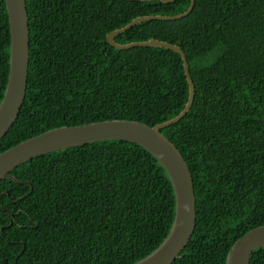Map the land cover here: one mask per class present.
<instances>
[{
    "label": "trees",
    "instance_id": "16d2710c",
    "mask_svg": "<svg viewBox=\"0 0 264 264\" xmlns=\"http://www.w3.org/2000/svg\"><path fill=\"white\" fill-rule=\"evenodd\" d=\"M26 1L27 90L0 153L59 126L156 125L185 108L189 82L178 52L118 49L107 34L140 15L183 12L191 0ZM151 38L183 48L196 89L188 113L162 129L191 169L197 201L195 231L172 264H226L235 241L264 224V0H196L187 16L142 21L116 36L123 43ZM10 46L0 0V103ZM11 174L0 180V264H132L173 225L171 178L135 142L60 149ZM250 264H264V246Z\"/></svg>",
    "mask_w": 264,
    "mask_h": 264
},
{
    "label": "water",
    "instance_id": "95a60500",
    "mask_svg": "<svg viewBox=\"0 0 264 264\" xmlns=\"http://www.w3.org/2000/svg\"><path fill=\"white\" fill-rule=\"evenodd\" d=\"M146 1V0H142ZM166 3L176 0H161ZM10 23V71L3 99L0 103V139L9 131L18 118L23 105L30 65V27L26 0H5ZM195 6V0L183 12L174 15H142L127 25L112 30L107 40L118 49L135 46L164 47L181 54L189 82V99L185 108L175 117L156 125L128 120L110 119L87 124L64 125L46 130L30 137L0 153V180L13 177L11 172L39 155L68 147L101 141L120 139L135 142L148 149L169 174L176 197V212L170 233L152 253L132 264H172L189 243L197 222V201L191 169L179 148L162 129L181 120L190 110L195 98V84L188 59L181 46L151 38L147 41L121 43L116 36L145 20H175L187 16ZM23 183V182H21ZM26 183V182H25ZM264 246V225L247 231L230 248L226 264H250L252 252Z\"/></svg>",
    "mask_w": 264,
    "mask_h": 264
},
{
    "label": "rangeland",
    "instance_id": "374dc122",
    "mask_svg": "<svg viewBox=\"0 0 264 264\" xmlns=\"http://www.w3.org/2000/svg\"><path fill=\"white\" fill-rule=\"evenodd\" d=\"M142 1V0H141ZM146 1H150V0H146ZM196 1V0H195ZM195 7V6H194ZM188 9V8H187ZM193 10V9H192ZM153 15H158V14H153ZM160 15V14H159ZM174 15V14H173ZM140 16H142V15H140ZM138 17V16H137ZM136 18V17H135ZM133 20V19H132ZM131 20V21H132ZM154 20V19H153ZM145 21H148V20H145ZM140 22H142V21H140ZM140 22H138V23H140ZM137 24V23H136ZM135 24V25H136ZM127 25V24H126ZM133 28V27H132ZM131 29V28H130ZM126 32V31H125ZM124 33V32H123ZM156 39V38H155ZM149 40V39H148ZM117 41V40H116ZM138 41H147V40H138ZM119 42V41H118ZM129 42H133V41H129ZM129 42H126V43H129ZM168 42V41H167ZM121 43H123V42H121ZM170 43H172V42H170ZM173 44H175V43H173ZM178 45V44H177ZM180 46V45H179ZM135 47H140V46H135ZM149 47H151V46H149ZM131 48H133V47H131ZM182 48V47H181ZM129 49V48H128ZM183 49V48H182ZM180 54V53H179ZM181 55V54H180ZM187 56V55H186ZM188 59V58H187ZM184 62V61H183ZM189 63V62H188ZM185 68V67H184ZM189 68H190V65H189ZM180 121V120H179ZM176 123V122H175ZM264 225V224H263ZM260 248V247H259Z\"/></svg>",
    "mask_w": 264,
    "mask_h": 264
}]
</instances>
